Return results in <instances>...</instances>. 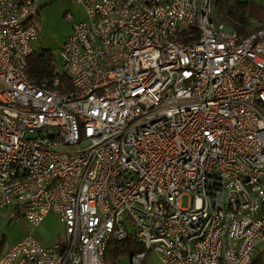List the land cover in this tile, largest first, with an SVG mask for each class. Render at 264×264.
<instances>
[{
    "label": "built area",
    "instance_id": "built-area-1",
    "mask_svg": "<svg viewBox=\"0 0 264 264\" xmlns=\"http://www.w3.org/2000/svg\"><path fill=\"white\" fill-rule=\"evenodd\" d=\"M39 1L0 0V208L32 226L55 213L64 234L49 247L25 235L0 264H104L108 240L129 232L144 248L129 264L148 251L254 264L264 26L216 23L213 0H74L85 18L33 82Z\"/></svg>",
    "mask_w": 264,
    "mask_h": 264
},
{
    "label": "rangeland",
    "instance_id": "rangeland-1",
    "mask_svg": "<svg viewBox=\"0 0 264 264\" xmlns=\"http://www.w3.org/2000/svg\"><path fill=\"white\" fill-rule=\"evenodd\" d=\"M257 2L264 4V0ZM84 18L83 7L74 0H40L38 14L33 18L38 31L37 38L30 42L33 50H43L57 56L64 39L71 33L73 24ZM190 203L191 199L187 195L180 198V207L189 208ZM63 234V225L55 213H48L37 226H32L25 219L10 220L7 209L0 208V253L25 235H33L43 246L49 247ZM253 260L255 264H264V243L256 246ZM120 264H129V259L122 258ZM144 264L162 263L155 252L148 251Z\"/></svg>",
    "mask_w": 264,
    "mask_h": 264
},
{
    "label": "trees",
    "instance_id": "trees-1",
    "mask_svg": "<svg viewBox=\"0 0 264 264\" xmlns=\"http://www.w3.org/2000/svg\"><path fill=\"white\" fill-rule=\"evenodd\" d=\"M250 19H255L264 26V4L255 0H213L212 20L216 23H225L239 34H245ZM52 58V54L46 51L33 50L25 69L28 78L33 82L49 79L55 67L51 64ZM61 81L64 86L69 87L65 76H61ZM143 250V245L129 232L123 240H108L103 257L104 264H120L122 258L129 259L132 254ZM253 263L255 264L254 260Z\"/></svg>",
    "mask_w": 264,
    "mask_h": 264
},
{
    "label": "crops",
    "instance_id": "crops-1",
    "mask_svg": "<svg viewBox=\"0 0 264 264\" xmlns=\"http://www.w3.org/2000/svg\"><path fill=\"white\" fill-rule=\"evenodd\" d=\"M255 1H259V0H255ZM5 251H6V250H5ZM5 251H3V252L0 254V256H1Z\"/></svg>",
    "mask_w": 264,
    "mask_h": 264
}]
</instances>
